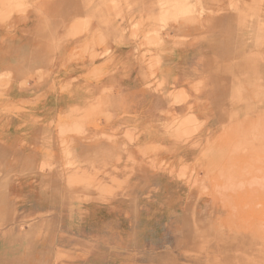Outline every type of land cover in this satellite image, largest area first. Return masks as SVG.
I'll list each match as a JSON object with an SVG mask.
<instances>
[{
	"label": "rangeland",
	"instance_id": "rangeland-1",
	"mask_svg": "<svg viewBox=\"0 0 264 264\" xmlns=\"http://www.w3.org/2000/svg\"><path fill=\"white\" fill-rule=\"evenodd\" d=\"M0 162V264H264V0H0Z\"/></svg>",
	"mask_w": 264,
	"mask_h": 264
},
{
	"label": "crops",
	"instance_id": "crops-1",
	"mask_svg": "<svg viewBox=\"0 0 264 264\" xmlns=\"http://www.w3.org/2000/svg\"><path fill=\"white\" fill-rule=\"evenodd\" d=\"M122 79H125L124 80V83H128L127 82V78L124 76ZM129 79H131V78H129ZM20 83H22V82H20V81H17V85L18 84H20ZM11 89H13L12 87H10ZM32 90V91H31ZM35 88H31V89H29V90H20L19 88L17 89V91L15 90V89H13L12 91H9V92H6L5 93V95H4V101H5V105H6V103H7V107H9V108H15V107H17V106H21V104L22 103H19V102H22V101H24V102H26V101H30V99L31 100H35L36 99V96L37 95H34V93H35ZM24 91V92H23ZM35 96V97H34ZM30 97H34V98H30ZM30 98V99H29ZM9 99V100H8ZM29 104V103H28ZM28 106V105H27ZM25 111L27 112V114H26V116L28 117V118H32V117H34L35 116V114H34V109H32V110H28V109H25ZM56 111V110H55ZM54 111V112H55ZM57 112V111H56ZM55 114V113H54ZM47 118L49 119V118H52L51 116H52V112L50 113L49 112V114H47ZM54 116V115H53ZM56 117H57V114L55 115ZM11 122H12V120H8V124H11ZM33 126H28V129H24V131H18V133L16 134L15 133V130L14 129H12V130H10L9 132H8V134H7V136H6V138L9 140V141H17V140H26L27 142H29V146L31 147L32 145L31 144H33V146L35 147V146H37V147H41V143H40V141H41V130H39L37 133H38V135H36L35 134V132L34 131H32V130H29V129H31ZM29 130V131H28ZM10 135V136H9ZM15 135V136H14ZM37 138H36V137ZM33 142V143H32ZM40 144H39V143Z\"/></svg>",
	"mask_w": 264,
	"mask_h": 264
},
{
	"label": "bare ground",
	"instance_id": "bare-ground-1",
	"mask_svg": "<svg viewBox=\"0 0 264 264\" xmlns=\"http://www.w3.org/2000/svg\"><path fill=\"white\" fill-rule=\"evenodd\" d=\"M203 1H204V0H203ZM188 7H189V6H188ZM244 18H245V17H244ZM238 20H239V19H238ZM238 22H239V21H238ZM71 26H73V25H71ZM73 29H74V28H73ZM250 30H251V29H250ZM129 82H130V81H129ZM129 84H131V83H129ZM64 86H65V85H64ZM130 86H131V85H130ZM65 90H66V89H65ZM70 90H71V89H70ZM61 91H62V89H61ZM66 98H67V97H66ZM237 98H238V97H237ZM230 99H233V98H230ZM230 99H229V100H230ZM8 100H9V99H8ZM83 101H84V100H83ZM233 101H235V100L233 99ZM236 101H238V99H237ZM75 102H76V101H75ZM79 102H80V101H79ZM81 102H82V101H81ZM231 102H232V101H231ZM84 103H85V102H84ZM226 103H227V101H226ZM229 103H230V102H229ZM237 103H238V102H237ZM231 104H232V103H231ZM233 104H234V103H233ZM226 105H228V104H226ZM82 106H83V104H82ZM232 106H233V105H232ZM240 106H241V105H240ZM88 108H89V107H88ZM217 108H218V107H217ZM230 108H231V107H230ZM76 109H78V106H77ZM6 110H7V109H6ZM73 110H74V109H73ZM86 110H87V109H86ZM220 110H221V109H220ZM232 110H233V109H232ZM74 111H75V110H74ZM82 111H85V110H82ZM79 112H80V111H79ZM74 113H75V112H74ZM74 113L72 112V114H74ZM77 113H78V112H77ZM231 113H232V112H231ZM240 113H241V112H240ZM240 113H239V115H240ZM79 114H80V113H79ZM224 114H225V113H224ZM74 115H76V114H74ZM216 120H217V119H216ZM127 124H128V123H127ZM202 124H203V123H202ZM217 124H218V122H217ZM200 125H201V124H200ZM216 126H217V125H216ZM208 127H209V126H208ZM217 127H218V126H217ZM209 128H211V127H209ZM213 129H214V128H213ZM37 130H38V129H37ZM21 131H24V130L22 129ZM28 131H29V130H28ZM36 132H37V131H36ZM42 135H43V134H42ZM9 136H10V135H9ZM14 136H15V135H14ZM210 136H211V135H210ZM35 137H36V136H35ZM49 137H50V136H49ZM204 137H205V136H204ZM36 138H37V137H36ZM204 139H205V138H204ZM43 140H44V139H43ZM107 141H108V140H107ZM38 143H39V142H38ZM52 143H53V142H52ZM118 143H119V141H118ZM39 144H40V143H39ZM42 144H43V143H42ZM57 144H58V143H57ZM57 144H56V145H57ZM60 144H61V143H60ZM61 145H62V144H61ZM127 145H128V144H127ZM57 147H58V146H57ZM127 147H128V146H127ZM50 149H51V148H50ZM94 150H96V149H94ZM110 150H111V149H110ZM124 150H126V149H124ZM128 150H130V148H129ZM27 151H28V150H27ZM102 151H103V150H102ZM102 151H101V152H102ZM18 152H19V151H18ZM47 152H48V151H47ZM74 152H75V151H74ZM116 152H118V151H116ZM128 152H129V151H128ZM69 153H70V152H69ZM69 153H68V154H69ZM130 153H131V152H130ZM22 155H23V154H22ZM49 155H50V154H49ZM49 155H48V156H49ZM83 155H84V154H83ZM119 155H120V154H119ZM119 155H118V156H119ZM127 155H128V154H127ZM48 156H47V157H48ZM41 157H42V156H41ZM119 157H121V156H119ZM124 157H125V156H124ZM124 157H123V158H124ZM56 158H57V157H56ZM72 158H75V156L72 157ZM72 158H71V159H72ZM127 158H128V157H127ZM65 159H66V158H65ZM114 159H115V158H114ZM21 160H22V158H21ZM63 160H64V158H63ZM77 160H78V159H77ZM66 161H68V160H66ZM96 161H97L98 164H100V163L102 162L103 167L105 166V162H103V161H99V160H96ZM119 161H120V160H119ZM75 162H76V161H75ZM79 162H80V161H79ZM0 163H1V162H0ZM2 163H3V162H2ZM15 163H16V162H15ZM63 163H64V162H63ZM69 163H70V162H69ZM86 163H88V162H86ZM3 164H5V163H3ZM3 164H2V165H3ZM76 164H77V163H76ZM130 164H131V163H130ZM11 165H12V164H11ZM64 165H65V164H64ZM70 165H71V164H70ZM82 165H83V164H82ZM112 165H113V164H112ZM118 166H119V165H118ZM15 167H16V166H15ZM30 167H31V166H30ZM65 167H67V166H65ZM70 167H71V166H70ZM80 167H81V165H80ZM82 167L84 168V166H82ZM111 167H112V166H111ZM3 168H4V167H3ZM14 169H15V168H14ZM115 169H116V167H115ZM130 169H131V168H130ZM130 169H129V171H130ZM39 170H40V168H39ZM126 170H127V169H126ZM65 171H66V169H65ZM101 171H102V170H101ZM38 172H40V171H38ZM59 172H60V171H59ZM78 172H79V171H78ZM82 172H83V171H82ZM82 172H81V173H82ZM24 173H25V172H24ZM56 173H57V172H56ZM67 173H68V172H67ZM33 174H34V173H33ZM59 174H60V173H59ZM59 174H58V175H59ZM72 174H73V173H72ZM87 174H88V173H87ZM106 174H108V173H106ZM61 175H62V174H61ZM65 175H66V174H65ZM67 175H68V174H67ZM84 175L86 176V174H84ZM10 176H11V175H10ZM85 176H84V177H85ZM103 176H104V175H103ZM106 176H107V175H106ZM108 177H109V176H108ZM126 177H127V176H126ZM67 178H68V177H67ZM90 178H91V177H90ZM112 178H113V177H112ZM54 179H55V178H54ZM54 179H53V180H54ZM103 179H104V178H103ZM114 179H115V178H114ZM47 180H48V179H47ZM49 180H50V179H49ZM68 180H70V179H68ZM86 180H87V179H86ZM89 180H90V179H89ZM91 180H92V179H91ZM125 180H126V179H125ZM78 181H79V180H78ZM95 181H96V180H94V182H95ZM118 181H119V180H118ZM3 182H4V181H3ZM27 182H28V181H27ZM48 182H49V181H48ZM62 182H63V181H62ZM96 182H97V181H96ZM108 182H109V181H108ZM113 182H114V181H113ZM125 182H126V181H125ZM46 183H47V182H46ZM54 183H55V182H54ZM58 183H59V182H58ZM73 183H74V182H73ZM78 183H79V182H78ZM88 183H89V181H88ZM90 183H92V182H90ZM104 183H105V182H104ZM55 184H57V183H55ZM69 184H70V182H69ZM74 184H75V183H74ZM74 184H73V185H74ZM85 184H86V183H85ZM83 185H84V184H83ZM104 185H105V184H104ZM118 185H119V184H118ZM127 185H128V184H127ZM2 186H3V185H2ZM65 186H66V185H65ZM92 186H93V184H92ZM92 186H91V187H92ZM111 186H113V185H111ZM111 186H110V187H111ZM54 187H55V186H54ZM60 187H61V186H60ZM67 187H68V185H67ZM74 187H76V186H74ZM81 187H82V186H81ZM83 187H84V186H83ZM105 187H106V186H105ZM118 187H119V186H118ZM121 187H122V186H121ZM79 188H80V187H79ZM88 188H89V187H88ZM99 188H100V186H99ZM61 189H62V188H61ZM108 189H110V188H108ZM112 189H113V188H112ZM75 190H76V189H75ZM84 190H85V189H84ZM82 191H83V190H82ZM95 191H96V190H95ZM98 191H99V190H98ZM98 191H97V192H98ZM64 192H65V189H64ZM92 192H94V191H92ZM98 193H99V192H98ZM104 193H105V192H104ZM218 193H219V192H218ZM79 194H80V193H79ZM87 194H88V193H87ZM99 194H101V193H99ZM113 194H114V193H113ZM103 195H104V194H103ZM105 196H106V195H105ZM107 196H108V195H107ZM111 196H112V195H111ZM101 197H102V196H101ZM103 197H104V196H103ZM122 198H123V197H122ZM63 199H64V198H63ZM85 199H86V198H85ZM85 199H84V200H85ZM95 199H96V198H95ZM109 199H110V198H109ZM61 200H62V199H61ZM99 200H100V198H99ZM129 200H130V199H129ZM85 202H86V201H85ZM63 204H65V203H63ZM65 205H66V204H65ZM18 214H20V213H18ZM51 214H52V213H51ZM41 216H42V215H41ZM130 217H131V216H130ZM184 218H185V217H184ZM12 220H13V219H12ZM14 220H15V219H14ZM44 220H45V219H44ZM254 221H255V220H254ZM10 222H11V221H10ZM34 222H35V221H34ZM13 223H14V222H13ZM5 224H6V223H5ZM5 224H4V225H5ZM18 224H19V223H18ZM32 224H33V223H32ZM35 224H36V223H35ZM1 228H3V227H1ZM21 228H22V225H21ZM39 228H40V227H39ZM20 231H21V230H20ZM44 231H45V230H44ZM42 232H43V231H42ZM1 233H2V232H1ZM48 233H49V232H48ZM51 234H52V233H51ZM214 236H215V235H214ZM7 237H8V236H7ZM24 237H25V236H24ZM69 237H71V236H69ZM25 238H26V237H25ZM25 238H24V239H25ZM63 238H64V237H63ZM26 239H27V238H26ZM49 239H50V238H49ZM2 240H3V238H2ZM21 240H23V239H21ZM40 241H41V240H40ZM40 241H39V242H40ZM189 241H190V240H189ZM194 241H195V240H194ZM234 241H235V239H234ZM2 242H3V241H2ZM0 243H1V242H0ZM13 243H14V242H13ZM234 243H235V242H234ZM50 244H51V243H50ZM205 244H206V243H205ZM208 244H209V243H208ZM236 244H237V243H236ZM236 244H235V245H236ZM29 245H31V244H29ZM222 245H223V244H222ZM38 246H39V245H38ZM203 246H204V245H203ZM226 247H227V246H226ZM3 248H4V247H3ZM34 248H35V247H34ZM34 248H33V249H34ZM207 248H208V247H207ZM228 248H229V247H228ZM81 249H82V248H81ZM21 250H22V249H21ZM34 250H35V249H34ZM69 250H70V249H69ZM78 250H79V249H78ZM92 250H93V249H92ZM0 251H1V250H0ZM9 251H10V250H9ZM65 251H66V250H65ZM84 251H85V250H84ZM2 252H3V251H2ZM11 252H12V251H11ZM23 252H24V251H23ZM27 252H28V251H27ZM9 253H10V252H9ZM24 253H25V252H24ZM21 254H22V253H21ZM247 254H248V253H247ZM114 255H115V254H114ZM111 261H112V260H111ZM19 262H20V261H19ZM113 262H114V261H113ZM252 262H253V261H252ZM13 263H14V262H13ZM246 263H249V262H246ZM36 264H37V263H36ZM253 264H254V263H253Z\"/></svg>",
	"mask_w": 264,
	"mask_h": 264
}]
</instances>
